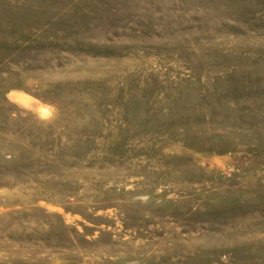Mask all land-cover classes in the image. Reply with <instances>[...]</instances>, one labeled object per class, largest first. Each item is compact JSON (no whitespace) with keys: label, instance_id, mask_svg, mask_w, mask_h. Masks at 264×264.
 <instances>
[{"label":"rangeland","instance_id":"1","mask_svg":"<svg viewBox=\"0 0 264 264\" xmlns=\"http://www.w3.org/2000/svg\"><path fill=\"white\" fill-rule=\"evenodd\" d=\"M0 264H264V0H0Z\"/></svg>","mask_w":264,"mask_h":264}]
</instances>
